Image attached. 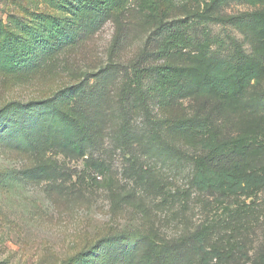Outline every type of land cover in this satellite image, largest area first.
Segmentation results:
<instances>
[{
	"label": "rangeland",
	"instance_id": "rangeland-1",
	"mask_svg": "<svg viewBox=\"0 0 264 264\" xmlns=\"http://www.w3.org/2000/svg\"><path fill=\"white\" fill-rule=\"evenodd\" d=\"M138 1L0 0V264H264V0Z\"/></svg>",
	"mask_w": 264,
	"mask_h": 264
},
{
	"label": "trees",
	"instance_id": "trees-1",
	"mask_svg": "<svg viewBox=\"0 0 264 264\" xmlns=\"http://www.w3.org/2000/svg\"><path fill=\"white\" fill-rule=\"evenodd\" d=\"M220 0H216L218 3ZM138 6L141 9L148 8L156 10L154 0H139ZM173 23V22H172ZM172 23L165 24L164 26L159 27V30H163V32L167 31L168 39H170V44L172 46H181L186 47L192 44L193 38L188 31H173L171 27L173 26ZM181 23V22H180ZM157 29V30H158ZM158 30V31H159ZM257 73L251 71L250 73H245L239 70L237 65H234L230 62H221L216 64V66L209 72L207 81L204 83L203 91L207 94L209 93H216L219 95H230L232 93L238 92V88L241 85H246L251 82L253 79L257 78ZM134 80H139L140 78V71L133 73ZM42 118L46 120L47 127L49 126L52 128L53 126L58 127L60 126L61 129L66 127L67 121L65 116L62 115L61 112H48L42 115ZM202 149L205 151L207 158L214 159L221 154V151L224 147L223 144L217 143L214 138H210L206 142L201 143ZM74 144L70 143V145H66L64 149L74 151ZM101 168H103L101 166ZM258 182H263V178H255ZM197 180L198 183L204 189H216L217 183H215L210 177L206 175L202 168H198L197 171ZM250 180H254L253 177H250ZM218 253L216 251H204L200 256L201 261L203 264H207L208 260H212Z\"/></svg>",
	"mask_w": 264,
	"mask_h": 264
}]
</instances>
